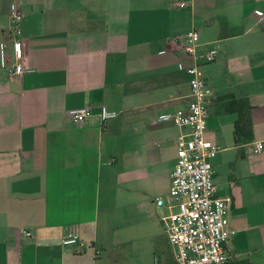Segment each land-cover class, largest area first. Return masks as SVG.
Wrapping results in <instances>:
<instances>
[{"label": "crops", "instance_id": "1", "mask_svg": "<svg viewBox=\"0 0 264 264\" xmlns=\"http://www.w3.org/2000/svg\"><path fill=\"white\" fill-rule=\"evenodd\" d=\"M14 9L32 72L0 70V264L173 263L163 221L190 130L158 117L187 108L193 66L210 90L216 195L231 199L227 252L264 264V0H0L7 52ZM190 31L195 56L179 41ZM83 107L118 117L73 124ZM70 227L84 246L62 244Z\"/></svg>", "mask_w": 264, "mask_h": 264}, {"label": "built area", "instance_id": "2", "mask_svg": "<svg viewBox=\"0 0 264 264\" xmlns=\"http://www.w3.org/2000/svg\"><path fill=\"white\" fill-rule=\"evenodd\" d=\"M181 7H185L181 4ZM260 22L264 25V13H259ZM23 16L14 9L11 14L10 42L11 52L7 45H0V70L8 69L13 77L30 73L24 67L25 58L22 37ZM200 33L190 31L179 41H188L185 51L195 56V48L200 41ZM218 53L211 50L202 57L204 63H214ZM179 69L184 70L179 64ZM190 78V101L186 109L173 113H164L158 117L160 123L172 124L178 128H189V134L178 137L177 158L170 187L168 204L169 214L164 218V230L171 247L172 264H233L226 245L236 231L230 228V198L216 195L213 161L220 147L205 139L208 119L210 90L199 66L186 70ZM75 125H79L97 115L105 124L118 117L117 112L103 107L97 114L92 108L83 107L68 111ZM264 150V143H258L256 152ZM161 206L162 198L156 201ZM24 237H31L23 231ZM64 246H84L76 228L70 227L62 239ZM96 256L101 254L95 250ZM154 264H167L161 257L155 256Z\"/></svg>", "mask_w": 264, "mask_h": 264}, {"label": "rangeland", "instance_id": "3", "mask_svg": "<svg viewBox=\"0 0 264 264\" xmlns=\"http://www.w3.org/2000/svg\"><path fill=\"white\" fill-rule=\"evenodd\" d=\"M162 255H164V257H171V247L170 244L168 243V239L166 237H164L163 241H162Z\"/></svg>", "mask_w": 264, "mask_h": 264}]
</instances>
